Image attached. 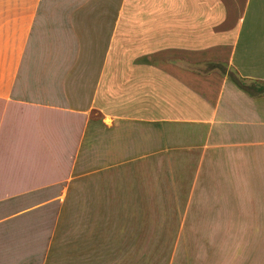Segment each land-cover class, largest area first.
<instances>
[{"label": "crops", "instance_id": "obj_1", "mask_svg": "<svg viewBox=\"0 0 264 264\" xmlns=\"http://www.w3.org/2000/svg\"><path fill=\"white\" fill-rule=\"evenodd\" d=\"M243 29H264V0H0V264H148L141 240L109 239L103 261L99 230L37 210L61 208L88 167L183 145L226 209L210 218L218 263L264 264L249 215L264 93L228 77L264 83V38Z\"/></svg>", "mask_w": 264, "mask_h": 264}, {"label": "rangeland", "instance_id": "obj_2", "mask_svg": "<svg viewBox=\"0 0 264 264\" xmlns=\"http://www.w3.org/2000/svg\"><path fill=\"white\" fill-rule=\"evenodd\" d=\"M213 31L227 37L231 30ZM245 35L261 39L264 29H243L242 37L246 38ZM216 68L220 72L226 70L224 65ZM244 84L255 88L264 83ZM263 130L261 127L260 134ZM261 149L249 151L253 155L252 167L261 166ZM189 152L193 154L191 158ZM108 165L88 167L85 174L98 171L85 175L77 187L69 189L61 208L52 205L37 211H60L72 216L68 217L71 220L61 222L64 227L99 230L105 245L101 244L103 261H107V241L116 239L117 243L124 240L132 244L146 243L148 264H219V247L214 245L217 238L211 234V226L216 221L210 218H218L226 209L219 205L215 190L204 188L199 150L189 151L183 145L173 153L169 151L161 157L121 168L106 169ZM253 191L257 200L251 202L249 215L254 217V238L258 245L255 256L264 262V187H255ZM76 215L87 219L76 220ZM131 231L141 233L142 237L129 236Z\"/></svg>", "mask_w": 264, "mask_h": 264}, {"label": "trees", "instance_id": "obj_3", "mask_svg": "<svg viewBox=\"0 0 264 264\" xmlns=\"http://www.w3.org/2000/svg\"><path fill=\"white\" fill-rule=\"evenodd\" d=\"M230 81L241 91L245 92L246 94L250 96H255V95H261L264 93V84H262L259 87L255 88H249L247 87L244 82L238 77H235L233 74L228 75Z\"/></svg>", "mask_w": 264, "mask_h": 264}]
</instances>
